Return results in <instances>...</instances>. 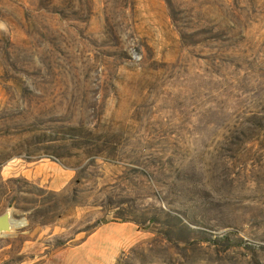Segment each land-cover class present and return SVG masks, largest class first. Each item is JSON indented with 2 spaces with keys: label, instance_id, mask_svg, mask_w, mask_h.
<instances>
[{
  "label": "rangeland",
  "instance_id": "obj_1",
  "mask_svg": "<svg viewBox=\"0 0 264 264\" xmlns=\"http://www.w3.org/2000/svg\"><path fill=\"white\" fill-rule=\"evenodd\" d=\"M8 206L0 264H85L112 220L115 264H264V0H0Z\"/></svg>",
  "mask_w": 264,
  "mask_h": 264
},
{
  "label": "crops",
  "instance_id": "obj_2",
  "mask_svg": "<svg viewBox=\"0 0 264 264\" xmlns=\"http://www.w3.org/2000/svg\"><path fill=\"white\" fill-rule=\"evenodd\" d=\"M54 164L55 170L51 173L43 172L45 166L50 165V163L43 161L37 162L33 166L21 168L20 171L22 174H32V177L42 183L47 181L53 189H61L68 181L70 173L57 162ZM9 175H11L10 171ZM135 234L136 228L128 221H106L89 232L73 249L66 251H72L77 259L81 255L85 264H115L118 252L132 240ZM69 254L66 253L65 255L67 261H69Z\"/></svg>",
  "mask_w": 264,
  "mask_h": 264
},
{
  "label": "water",
  "instance_id": "obj_3",
  "mask_svg": "<svg viewBox=\"0 0 264 264\" xmlns=\"http://www.w3.org/2000/svg\"><path fill=\"white\" fill-rule=\"evenodd\" d=\"M16 221L12 216V207L8 206L0 213V234H7L14 231Z\"/></svg>",
  "mask_w": 264,
  "mask_h": 264
}]
</instances>
